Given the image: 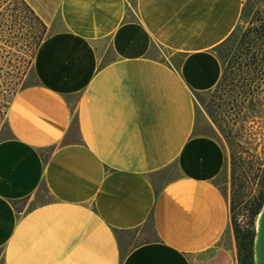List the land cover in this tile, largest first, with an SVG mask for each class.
<instances>
[{
  "label": "crops",
  "instance_id": "obj_1",
  "mask_svg": "<svg viewBox=\"0 0 264 264\" xmlns=\"http://www.w3.org/2000/svg\"><path fill=\"white\" fill-rule=\"evenodd\" d=\"M26 2L48 35L0 141V264H238L198 96L244 0Z\"/></svg>",
  "mask_w": 264,
  "mask_h": 264
},
{
  "label": "rangeland",
  "instance_id": "obj_2",
  "mask_svg": "<svg viewBox=\"0 0 264 264\" xmlns=\"http://www.w3.org/2000/svg\"><path fill=\"white\" fill-rule=\"evenodd\" d=\"M17 50L13 43H7L5 53L1 52L0 141L9 136L4 101L8 87L20 83L19 89H22L36 82L34 61L23 75L18 71L25 59ZM262 50L264 0H248L240 26L217 52L224 63L226 78L214 91L198 96L202 131L224 144L230 154L231 169L233 151L241 158L240 165L249 173L244 179L249 196L259 190V177L264 168V76L251 72L252 62L257 55H262ZM26 60L29 59L26 57Z\"/></svg>",
  "mask_w": 264,
  "mask_h": 264
},
{
  "label": "trees",
  "instance_id": "obj_3",
  "mask_svg": "<svg viewBox=\"0 0 264 264\" xmlns=\"http://www.w3.org/2000/svg\"><path fill=\"white\" fill-rule=\"evenodd\" d=\"M47 35L48 26L26 0H0V78L2 75L1 52L5 53L7 43H13L18 48L17 51L22 52L24 55L25 60L22 62V66L18 68V71L22 74L33 64L36 54ZM260 54L262 55H257L251 64L253 67L251 72L256 76H264V50ZM26 57L29 60H26ZM225 78L226 75L224 74L219 86ZM258 80L262 81L261 78ZM19 86L20 83H15L12 88L8 87L7 89L8 94L4 98L7 114L14 97L23 89H19ZM240 164L241 158H238L235 151H233L231 176L232 227L236 239L238 264H256V222L264 206V168L259 177V190L254 195L249 196L245 192L244 180L249 173ZM244 218H247V220H243Z\"/></svg>",
  "mask_w": 264,
  "mask_h": 264
},
{
  "label": "water",
  "instance_id": "obj_4",
  "mask_svg": "<svg viewBox=\"0 0 264 264\" xmlns=\"http://www.w3.org/2000/svg\"><path fill=\"white\" fill-rule=\"evenodd\" d=\"M255 262L264 264V206L256 222Z\"/></svg>",
  "mask_w": 264,
  "mask_h": 264
},
{
  "label": "built area",
  "instance_id": "obj_5",
  "mask_svg": "<svg viewBox=\"0 0 264 264\" xmlns=\"http://www.w3.org/2000/svg\"><path fill=\"white\" fill-rule=\"evenodd\" d=\"M248 0H244V3H246Z\"/></svg>",
  "mask_w": 264,
  "mask_h": 264
}]
</instances>
